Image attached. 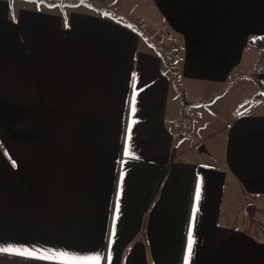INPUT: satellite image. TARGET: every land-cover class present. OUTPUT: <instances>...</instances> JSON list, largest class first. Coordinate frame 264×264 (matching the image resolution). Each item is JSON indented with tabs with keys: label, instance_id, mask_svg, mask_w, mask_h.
I'll use <instances>...</instances> for the list:
<instances>
[{
	"label": "crops",
	"instance_id": "1",
	"mask_svg": "<svg viewBox=\"0 0 264 264\" xmlns=\"http://www.w3.org/2000/svg\"><path fill=\"white\" fill-rule=\"evenodd\" d=\"M86 1L0 0V246L185 264L191 228L188 264H264V0ZM215 86L218 156L181 89Z\"/></svg>",
	"mask_w": 264,
	"mask_h": 264
},
{
	"label": "rangeland",
	"instance_id": "2",
	"mask_svg": "<svg viewBox=\"0 0 264 264\" xmlns=\"http://www.w3.org/2000/svg\"><path fill=\"white\" fill-rule=\"evenodd\" d=\"M23 3H30L28 0H21ZM56 2L64 3L66 4L70 3H87L86 0H56ZM152 37L155 38L158 42H160V45H163L162 50L167 51L170 55H174L178 53L177 50L180 49V43L178 44V41H174L171 37H174L171 33H151ZM178 46V47H176ZM173 63V60L171 64ZM174 65V64H173ZM222 87L215 86L214 90L217 92L216 97L212 103H208V100H204L202 97V100L197 101L190 98L189 91L185 90L183 87L181 88L183 90V103L186 106V104H192L190 107H187L188 109L192 110L195 114L198 115V120L196 121V125L198 126V133H195L197 138L200 139L206 138L207 139V146L217 156L218 153V147L221 144L222 147V141L221 138L223 136V126L226 123L225 114L226 109H228L231 105L233 106L236 103H233L232 101L231 105L229 102H227V98H224L225 94H220L218 91L221 90ZM223 92V91H222ZM249 97V96H248ZM247 97V98H248ZM210 98V97H209ZM254 102V101H252ZM187 110V109H186ZM214 125V126H212ZM210 127H214L213 134H209L208 131L211 130ZM193 130H190V133H192ZM215 148L213 149V147Z\"/></svg>",
	"mask_w": 264,
	"mask_h": 264
},
{
	"label": "snow or ice",
	"instance_id": "3",
	"mask_svg": "<svg viewBox=\"0 0 264 264\" xmlns=\"http://www.w3.org/2000/svg\"><path fill=\"white\" fill-rule=\"evenodd\" d=\"M134 87V85H133ZM137 93L133 92V97L129 101L131 112L134 115L136 111L135 106V97ZM128 139H131V127H129V135ZM201 198V186L200 184L197 185L196 193H195V203L193 206V212H192V220L193 223L196 219V214L199 211V201ZM119 218V203L116 205V212L114 216V222L113 227L110 233L111 237H115L116 230H115V221ZM111 243V240H110ZM193 239H192V232L191 228L189 230V240L187 245V254L185 256V264H188V260L190 259L192 252H193ZM9 254V255H15L20 256L24 258H30L40 261H48L52 262V264H101L102 260L105 259L104 256H102L99 253L96 254H90V255H78L69 253L67 251H49V250H39L36 248H28L24 246H15L12 244H9L7 246H0V254ZM109 264H110V253H109Z\"/></svg>",
	"mask_w": 264,
	"mask_h": 264
},
{
	"label": "trees",
	"instance_id": "4",
	"mask_svg": "<svg viewBox=\"0 0 264 264\" xmlns=\"http://www.w3.org/2000/svg\"><path fill=\"white\" fill-rule=\"evenodd\" d=\"M261 98H262L261 94H257V95L255 96V98H254V101H258V100L261 99ZM251 104H252V102H248V103H246L245 105H243V106L239 109V111L241 112V111L245 110V109H246L247 107H249Z\"/></svg>",
	"mask_w": 264,
	"mask_h": 264
}]
</instances>
